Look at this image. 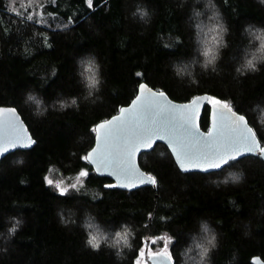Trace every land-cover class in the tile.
<instances>
[{"label": "trees", "instance_id": "trees-1", "mask_svg": "<svg viewBox=\"0 0 264 264\" xmlns=\"http://www.w3.org/2000/svg\"><path fill=\"white\" fill-rule=\"evenodd\" d=\"M141 82L210 94L264 145V0H0V106L35 139L0 159V264H137L146 239L172 264L264 260L261 157L181 172L158 142L138 159L155 186L133 190L86 160ZM51 169L84 171L82 187L58 190Z\"/></svg>", "mask_w": 264, "mask_h": 264}, {"label": "water", "instance_id": "water-1", "mask_svg": "<svg viewBox=\"0 0 264 264\" xmlns=\"http://www.w3.org/2000/svg\"><path fill=\"white\" fill-rule=\"evenodd\" d=\"M208 93L178 102L162 90L141 82L134 98L108 119L95 125L92 147L86 160L95 173L111 178L118 188L133 190L155 186V177L139 165L141 152L160 142L167 146L181 172H212L229 161L257 155L264 161V145L245 115ZM211 100V101H210ZM210 101V102H209ZM209 103V126H200V116ZM35 144L22 116L13 105L0 106V159ZM144 242L145 264H172L165 252L148 251ZM252 264H264L253 255Z\"/></svg>", "mask_w": 264, "mask_h": 264}, {"label": "rangeland", "instance_id": "rangeland-1", "mask_svg": "<svg viewBox=\"0 0 264 264\" xmlns=\"http://www.w3.org/2000/svg\"><path fill=\"white\" fill-rule=\"evenodd\" d=\"M211 100H213V99H211ZM84 173L85 172L83 171L80 174H76V175H73V176H66V175H63L61 172H59V171H57L55 169H51V172L49 174V180H50V182H52L55 185V187L58 190L65 191V190L70 189V187H73V186L82 187L83 184H82V180H81V175H83ZM204 229L207 231V228H204ZM160 250L167 251L165 249V247L161 248ZM148 251L150 253L156 252L151 247H148ZM137 264H145L144 259H143L142 251L140 253L139 260H138Z\"/></svg>", "mask_w": 264, "mask_h": 264}]
</instances>
